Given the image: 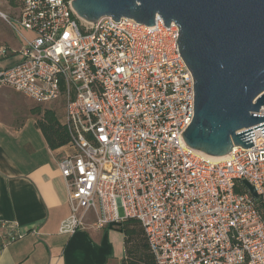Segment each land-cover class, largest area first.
<instances>
[{"label":"built area","instance_id":"2783aa9c","mask_svg":"<svg viewBox=\"0 0 264 264\" xmlns=\"http://www.w3.org/2000/svg\"><path fill=\"white\" fill-rule=\"evenodd\" d=\"M16 22L34 36L19 32L21 61L0 69V86L65 106L59 166L71 213L60 233L137 218L156 264H264V134L254 128L264 121L250 127L254 145H234L224 159L187 145L195 78L178 24L88 22L72 0H22ZM7 227L8 242L24 234Z\"/></svg>","mask_w":264,"mask_h":264},{"label":"water","instance_id":"95a60500","mask_svg":"<svg viewBox=\"0 0 264 264\" xmlns=\"http://www.w3.org/2000/svg\"><path fill=\"white\" fill-rule=\"evenodd\" d=\"M72 7L88 22L111 16L154 25L159 16L167 27L178 24L179 51L195 78L187 145L210 156L254 145L250 127L264 121L256 114L264 106V0H72ZM254 128L264 134V123Z\"/></svg>","mask_w":264,"mask_h":264},{"label":"crops","instance_id":"0c3cea01","mask_svg":"<svg viewBox=\"0 0 264 264\" xmlns=\"http://www.w3.org/2000/svg\"><path fill=\"white\" fill-rule=\"evenodd\" d=\"M21 10L22 0H0V18L8 29L0 28V45L8 48L0 69L21 61L18 51L25 41L14 47L9 39L15 35L12 27ZM55 103L63 104L47 105ZM55 113L64 124L65 106L61 114ZM39 115L28 108L21 116L0 111V264H122L126 242L120 225L60 233L62 220L71 213L59 166L68 142L51 147L37 124ZM13 224L24 234L8 242L7 226Z\"/></svg>","mask_w":264,"mask_h":264},{"label":"trees","instance_id":"16d2710c","mask_svg":"<svg viewBox=\"0 0 264 264\" xmlns=\"http://www.w3.org/2000/svg\"><path fill=\"white\" fill-rule=\"evenodd\" d=\"M33 111L42 114L37 124L48 137L51 147L56 148L68 142L67 127L59 121L54 110L34 108ZM120 229L125 234L126 242V255L122 264H156L145 230L137 218L124 220Z\"/></svg>","mask_w":264,"mask_h":264},{"label":"rangeland","instance_id":"374dc122","mask_svg":"<svg viewBox=\"0 0 264 264\" xmlns=\"http://www.w3.org/2000/svg\"><path fill=\"white\" fill-rule=\"evenodd\" d=\"M14 27L17 28L19 31L15 30ZM0 28L2 29V31H3V29L5 31L8 30L7 24L1 18H0ZM12 30H13L15 35H14L13 39H11V38H9V39L11 40L12 45L14 47H19V46L23 45V39L20 36V33L29 37V38H33V36H34L33 32L22 27L17 22L13 23ZM26 108L30 109V111H33L34 108H41V110L52 109L55 112H58L59 114H61L64 110L63 104L55 103V104H52V106L47 105V104H44V105L38 104L33 99L26 96L25 94L18 92V91H15L12 88H9L7 86L0 88V111H2L3 113H7V114L13 113L16 116H21ZM41 116H42V114H40L38 116V120H39V118H41ZM120 211H121V209H120Z\"/></svg>","mask_w":264,"mask_h":264},{"label":"bare ground","instance_id":"6f19581e","mask_svg":"<svg viewBox=\"0 0 264 264\" xmlns=\"http://www.w3.org/2000/svg\"><path fill=\"white\" fill-rule=\"evenodd\" d=\"M200 153H201L202 156L210 158L212 160H220V159H224L226 157V155L225 156H210V155H207V154H205L203 152H200Z\"/></svg>","mask_w":264,"mask_h":264}]
</instances>
